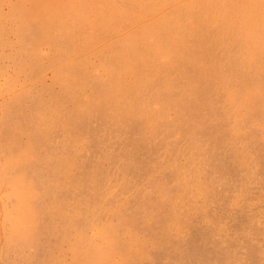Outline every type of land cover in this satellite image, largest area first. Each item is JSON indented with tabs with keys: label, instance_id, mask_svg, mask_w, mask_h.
<instances>
[{
	"label": "rangeland",
	"instance_id": "1",
	"mask_svg": "<svg viewBox=\"0 0 264 264\" xmlns=\"http://www.w3.org/2000/svg\"><path fill=\"white\" fill-rule=\"evenodd\" d=\"M0 264H264V0H0Z\"/></svg>",
	"mask_w": 264,
	"mask_h": 264
}]
</instances>
